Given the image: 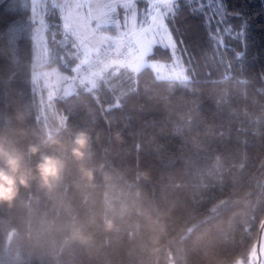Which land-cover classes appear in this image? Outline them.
<instances>
[{
  "label": "trees",
  "instance_id": "obj_1",
  "mask_svg": "<svg viewBox=\"0 0 264 264\" xmlns=\"http://www.w3.org/2000/svg\"><path fill=\"white\" fill-rule=\"evenodd\" d=\"M50 1L41 67L74 78L84 53ZM195 6L182 3L175 21L198 63L190 88L110 64L94 84L74 78L75 91L43 114L31 0H0V138L31 177L0 203V264H264L255 258L264 222V0H226L241 13L227 22L237 30L247 22L246 48L244 37L226 40L230 69L210 58ZM79 133L82 160L72 154ZM41 155L63 164L51 187L36 172Z\"/></svg>",
  "mask_w": 264,
  "mask_h": 264
},
{
  "label": "snow or ice",
  "instance_id": "obj_2",
  "mask_svg": "<svg viewBox=\"0 0 264 264\" xmlns=\"http://www.w3.org/2000/svg\"><path fill=\"white\" fill-rule=\"evenodd\" d=\"M116 13L115 20H108L115 26L112 34H89L98 49L105 55L119 57L112 63L127 66L132 70L147 69L163 79L184 87L196 83L198 63L188 52L184 39L179 35L175 21L181 11V4L192 5L191 14L204 17V25L212 42V56L218 64L230 69L226 52L231 50L227 39L244 37L245 48L247 22L238 30L227 22L228 17H240L241 13L229 10L226 0H101ZM143 4V7H140ZM108 14V13H106ZM244 53L236 52L237 60ZM219 57L218 60L216 58ZM208 75H211L209 72ZM224 79H231L226 71ZM264 79V76L261 77ZM218 83L219 81H212ZM120 107L118 103L115 105Z\"/></svg>",
  "mask_w": 264,
  "mask_h": 264
},
{
  "label": "rangeland",
  "instance_id": "obj_3",
  "mask_svg": "<svg viewBox=\"0 0 264 264\" xmlns=\"http://www.w3.org/2000/svg\"><path fill=\"white\" fill-rule=\"evenodd\" d=\"M61 4L60 13L64 11L66 14L63 17L65 24L64 28L67 32L76 40L77 46L87 54L91 46H95V43L89 37V34L101 35L112 34L110 32L101 31L102 26L114 25L108 23V20H115L116 13L113 8H109L107 5L101 2V0H52ZM46 0H31L33 19L36 22L34 31L33 42V83L37 91L38 104L41 107L42 113H47L46 110L52 111L55 107V99L61 93L71 94L75 91L72 90L74 86L77 88L74 78L68 73L62 72L57 67H41L48 61V49L43 37L42 11L46 7ZM143 7V4H140ZM108 13V14H106ZM71 29H69V27ZM71 30H73L71 32ZM70 31V32H69ZM45 48V49H44ZM140 69L132 70L135 73ZM157 78L163 79L161 75H156ZM94 84V81H90ZM41 88L46 89L45 101L42 100ZM60 122L64 121V116L59 117ZM264 231V229H263ZM262 259L264 257V234L261 236V243L259 246V252L257 250L255 258Z\"/></svg>",
  "mask_w": 264,
  "mask_h": 264
},
{
  "label": "clouds",
  "instance_id": "obj_4",
  "mask_svg": "<svg viewBox=\"0 0 264 264\" xmlns=\"http://www.w3.org/2000/svg\"><path fill=\"white\" fill-rule=\"evenodd\" d=\"M87 147V135L79 133L72 147L73 156L82 160L85 157L84 149ZM33 154L39 151V147L32 145L29 149ZM62 161L52 155H41L36 165V172L41 183L49 186L60 178ZM89 177L90 173H86ZM29 172L25 170L23 157L16 151L10 149L3 138H0V203H11L17 193L18 184L27 186L30 179Z\"/></svg>",
  "mask_w": 264,
  "mask_h": 264
},
{
  "label": "built area",
  "instance_id": "obj_5",
  "mask_svg": "<svg viewBox=\"0 0 264 264\" xmlns=\"http://www.w3.org/2000/svg\"><path fill=\"white\" fill-rule=\"evenodd\" d=\"M118 59L119 57L105 55L100 49L78 63L73 69V76L82 82L95 81L114 60Z\"/></svg>",
  "mask_w": 264,
  "mask_h": 264
},
{
  "label": "crops",
  "instance_id": "obj_6",
  "mask_svg": "<svg viewBox=\"0 0 264 264\" xmlns=\"http://www.w3.org/2000/svg\"><path fill=\"white\" fill-rule=\"evenodd\" d=\"M48 2H49V0H46V4H48ZM50 2H52V0L50 1ZM46 4H45V6H46ZM52 4H53V6H55L56 8H58V9H60V6H61V4H59V3H57V2H52ZM62 7V6H61ZM44 10H45V8L43 9V11H42V17L44 16ZM63 11L61 12V17H62V20H63V24L65 25V26H67L66 24H65V21H64V16H65V12L64 11H66V10H64V9H62ZM42 26H43V29H45L44 28V18H43V21H42V24H41ZM69 27V29H71L70 28V26H68ZM65 28H67V27H65ZM66 30V29H65ZM67 31V30H66ZM73 30H71V32H72ZM43 32H44V30H43ZM70 32V31H69ZM92 48L90 49V51L87 53V54H83V59H85L86 57H88L89 55H91L93 52H95V51H97V50H99L98 48H97V46L95 45L94 47L93 46H91ZM45 49V48H44ZM74 82H75V80H74ZM76 84V83H75ZM75 89V87L73 86L72 87V90H74Z\"/></svg>",
  "mask_w": 264,
  "mask_h": 264
},
{
  "label": "water",
  "instance_id": "obj_7",
  "mask_svg": "<svg viewBox=\"0 0 264 264\" xmlns=\"http://www.w3.org/2000/svg\"><path fill=\"white\" fill-rule=\"evenodd\" d=\"M263 229H264V222L260 228V235H259V240H258V252H259V246H260V243H261V236H262V232H263Z\"/></svg>",
  "mask_w": 264,
  "mask_h": 264
}]
</instances>
